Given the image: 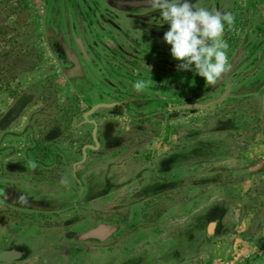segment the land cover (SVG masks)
Returning <instances> with one entry per match:
<instances>
[{"label": "rangeland", "instance_id": "1", "mask_svg": "<svg viewBox=\"0 0 264 264\" xmlns=\"http://www.w3.org/2000/svg\"><path fill=\"white\" fill-rule=\"evenodd\" d=\"M49 1L0 0V104L18 108L17 123H23L21 116L38 112L41 122L60 123L69 134L71 127L85 122L82 114L90 107L112 103L114 107L99 109L90 117L102 123L115 117L114 131L139 135L143 140L137 142L139 156L128 154L129 162L146 163L148 171L163 162L164 171H174L169 175L145 170L142 178L155 183L156 189L143 193L141 197L147 199L138 201L140 205L126 203L128 188L115 191L114 185L96 178L91 180L96 188L93 202H89L90 193L82 194L69 182L61 185L66 189H54L55 200L49 203H61V215L44 218L32 210L8 207L4 215L9 223L4 219V225L12 234H5L25 245L19 250L22 261L10 264H132L127 261L133 256L145 258L142 264H264V41H236L240 32H235L241 9H246L248 25L253 26L252 3L245 6L243 0L242 6L236 0L234 23L225 25L223 37L231 65L225 78L231 77L214 85L194 71L177 70L180 62L171 57V46L150 40L148 34V41L132 48L119 35L113 43L96 41L101 45L99 69H103L99 72L91 55L93 41H84L87 70L80 82L95 83L99 94L116 90L114 100L100 102V95L75 92L74 80L64 78L47 49L44 30L51 26L46 18ZM61 1L68 6L70 0ZM85 1L90 8L95 4L87 30L97 40L105 37L108 28L101 18L117 27L124 25L121 13L113 11L109 16L103 11L104 0ZM66 9L71 13L70 6ZM68 12L62 14L66 20ZM260 20L255 18L256 24ZM98 24L103 30L95 29ZM76 34L73 31L72 37ZM241 61L245 63L238 68ZM133 68L146 70L141 73L153 81L146 93H132L133 86L121 89L128 77L138 74ZM253 70L245 82L237 83ZM227 85L229 93L223 98ZM214 101L204 108L188 107ZM26 121L31 123L29 116ZM102 161L92 158L94 163ZM133 172L135 176L137 168ZM162 179L167 188L174 187L161 193L163 204L159 203ZM109 201L117 204L109 207ZM104 227L112 236L82 239L90 230Z\"/></svg>", "mask_w": 264, "mask_h": 264}, {"label": "crops", "instance_id": "2", "mask_svg": "<svg viewBox=\"0 0 264 264\" xmlns=\"http://www.w3.org/2000/svg\"><path fill=\"white\" fill-rule=\"evenodd\" d=\"M240 5H243V0H241ZM263 9H257V14L262 21H259L260 27L257 26L256 29H264ZM122 22L124 25H118V27L116 23H113L116 29L114 40H117V35H119L123 41H127L128 48L141 46L142 41L146 38V33L138 28L139 25L137 21L126 20L123 17ZM245 22L247 25L249 19ZM245 22L240 26V31L235 32H238L237 34L240 32V35H238L239 40L244 39L243 41H253V35L250 31L253 29L255 30V28L253 26H246ZM124 33L126 34L125 36L123 35ZM133 71L138 72L139 75L136 73V75L128 77V84L125 83L126 85H122L121 89L125 86L132 87L137 80L147 81L146 74L141 73V71L146 70L133 68ZM116 86L119 85L117 84ZM90 87L91 90H93L90 96H94L93 94L96 96L97 94L98 97L100 95L101 98L97 99L100 100V102L114 100L112 96L116 93L115 89H105L107 92L106 94H99L96 91L95 83L92 82ZM147 89L137 92L132 88V93H146ZM115 106L120 107L118 105ZM125 107L128 109V105H125ZM20 113L21 112L14 105H7V107H5V105L0 104V189L5 194L9 195L12 202L15 201V203H17L24 201L25 203V200L28 201L27 199H32L34 201L31 209H33V212L38 216L42 215L44 218H47L48 215L53 213L61 215L59 210V207L62 206L61 203L53 202L51 204L49 202L55 200L52 199L54 189H66L61 186L62 178H65L69 184L77 185L78 191L82 194L83 191L90 193L91 197L89 198V202H93V197L96 194L94 192L96 188L94 189V184H91V180L96 178L97 180L101 179L102 184L105 180V184L108 182L110 185H114L115 188H112L113 190L120 189V187L126 190L128 188L130 191V196L126 202L128 205H140L141 203L138 201L143 202L144 199H147L141 197L143 193L145 194L152 189H156L154 187L155 183L149 181L147 178L143 179L141 176L145 170H149L147 164L141 161L129 162L128 160V154L129 156L133 154L139 156L137 147L141 144L137 142L142 143L143 140L139 135L114 131L113 125H115V120L117 118L112 117L109 121L105 120V122L103 121L102 123L99 122L98 117L88 116L89 119L87 121L85 120V122H83V124L81 123L78 127H71L73 130H70V133L67 134L60 123L55 126H50L41 122V115L38 114V112L27 114L26 118L21 116L23 123H17V119L20 117L19 115H21ZM28 116L29 120H31L29 124L26 121ZM89 131H91L90 134H88ZM156 135L157 134H155V136ZM143 138H147V136ZM147 139H145L144 142H146ZM131 142H135L136 144H131ZM80 145V151H78V146ZM161 145L159 147H161ZM98 157L104 158L105 161L101 163L92 162V158ZM29 160L35 161L38 164L35 170L29 167ZM86 164L88 166H86ZM164 167L166 166L163 165L162 162L155 166H151V171L148 172L153 174L165 173L169 175L173 173L174 168H170L169 171H164ZM125 168L129 170H125ZM134 168L138 170L135 176L133 172ZM61 171H63V173H61ZM128 175L129 177H127ZM152 179L155 180L157 177L155 176ZM159 181H162L160 184L163 185L162 188H159V203L163 204L164 197L161 196V193L174 187L167 188L163 183L166 182L164 179ZM176 182L177 181H175V183ZM130 184L134 185L130 187ZM115 204H117L115 201L108 202L109 207H114ZM21 205L22 204L18 203L19 207H22ZM37 206L40 207L37 209ZM54 206L58 207V209L55 210L56 208ZM7 208L0 203V250H3L6 246L5 239L8 237L5 233L10 232L12 234V231H9V228L4 225L5 223H9L8 217L5 218L4 215V211L8 210ZM131 258L127 263L132 260V264H142V260H145L143 257L142 259L136 256ZM21 261L22 256H19L15 262Z\"/></svg>", "mask_w": 264, "mask_h": 264}, {"label": "flooded vegetation", "instance_id": "3", "mask_svg": "<svg viewBox=\"0 0 264 264\" xmlns=\"http://www.w3.org/2000/svg\"><path fill=\"white\" fill-rule=\"evenodd\" d=\"M65 1L66 0H64L63 2ZM191 2L194 4V7L196 8L203 7L210 11L231 12V13L234 11L233 8L236 6V0H191ZM49 3L52 5H51V9L49 8L48 10L46 18L51 22V26L46 27V29L44 30V40L46 47L53 56V58L55 59L58 69L62 73L64 78L68 77L66 78L67 81L71 79L74 80L75 84L73 85L74 87H72L74 88V91L81 93L82 92L92 93L93 90H91L90 87L92 82L90 83L89 86L80 82L82 81L83 78H85V74H86L85 71L87 70L85 66L87 61V55L84 47V41H93L91 43L92 45L91 55L93 57H96L97 59L95 63L97 65L96 68L97 72L101 71L103 68L99 69L100 51L98 48L101 45L96 41H111V43H113V41H116L114 40V33L116 29L113 24V21L112 20L110 21L108 19L104 21L103 18L100 19V15H97L98 20L100 19L102 24H107L108 26V28H106V30L104 31L105 37H101V39L97 40L96 37L93 35V31L87 30V27L90 24L89 21L93 19L92 15L95 9L92 7H95L94 3H93L94 6H92L91 8L88 6V3H86L85 0H79V1L70 0L68 6L66 4L65 6H62L61 0H50ZM250 3H252L254 8L252 9L254 10V13L253 11H251L253 26L255 25L256 28L257 26L260 27L259 24L260 22H257L256 24L254 19L259 18V15L257 14V9L264 8V0H246L245 6L247 5L249 6ZM103 4L106 6L104 7L105 10L103 9V11L106 12L107 15L111 16V12L117 11L121 13L126 20L137 21L139 25L138 28L140 30H143V32H145L149 36H151L150 40L164 41L163 40L164 33L169 29L170 26L168 24H161L162 22L159 20V11L157 9L151 8L145 2V0H104ZM69 6L73 11V12L71 11V13L67 11L69 8L66 9ZM67 12H68L67 17H69L68 20H66L64 15H62L63 13H67ZM245 13H246V9H241L239 12L240 15L238 14L239 16H237L238 18L237 17L235 18L236 19L235 26L236 27L238 26L237 31H240V26L242 25V23L248 20L247 16H245ZM69 14L71 15L69 16ZM113 15L114 14H112V16ZM61 16H64V18L63 21L60 22ZM99 24L95 27V29L99 27L100 30H103V27L99 26ZM246 26L249 27L250 25L247 24ZM111 28L113 29L112 31ZM256 28L255 30H257ZM259 30L264 31V29L262 28H259ZM73 31L77 33L74 38L72 37ZM251 34L253 35V41H264V34L261 36H259L258 34H254L252 32ZM87 35L90 36L89 40L87 38ZM243 40L244 39L242 40H239L238 38L236 39V41H243ZM144 41H148V38L147 37L144 38ZM242 47H244V43L242 44ZM73 49L76 50V53ZM241 62H238L240 64L238 68H241L244 65L243 63H245L243 61ZM105 71H109V69L107 68V70ZM253 73L254 70L250 73H247V75L241 76L238 79L237 83L241 84L245 82L244 80L250 77ZM233 74L234 72H232L231 75ZM106 75L108 76V74ZM229 77L231 76H227L226 78L225 76H223L222 78H224L225 80V79H229ZM221 83L223 84V82ZM228 87L229 85H227L223 90V93L221 95L224 96L223 98L227 97L229 93ZM99 109H105V108H99ZM88 116L90 117V115ZM88 116L84 120L87 121L89 119ZM27 200L28 201H26V203H24V201L17 203H15V201L12 202V200L9 198V195L5 194L0 189V203H2L5 208L9 207L17 210L26 209L28 212H32L33 209L31 208L33 207L32 203L34 200L32 199H27ZM18 203L23 205L22 208L18 206ZM39 207L40 206H37V209ZM33 214H35V212ZM96 226L98 227L99 225ZM110 236H112V234H110ZM5 241H6V246L4 247L3 250H0V263L10 264L18 259L19 250L21 249L20 246L25 247V245H22L23 243H17V240L15 241L13 238H7L5 239Z\"/></svg>", "mask_w": 264, "mask_h": 264}, {"label": "clouds", "instance_id": "4", "mask_svg": "<svg viewBox=\"0 0 264 264\" xmlns=\"http://www.w3.org/2000/svg\"><path fill=\"white\" fill-rule=\"evenodd\" d=\"M159 11L161 24L170 27L163 40L171 46V57L179 61L177 70L194 71L208 84H216L231 70L228 61V45L223 39L225 25L231 27L234 17L231 12L210 11L194 7L191 0H145ZM194 65V68H193ZM152 80H137L133 84L137 92L144 91ZM28 165L35 170L38 164L29 160ZM62 184L67 180L62 178Z\"/></svg>", "mask_w": 264, "mask_h": 264}, {"label": "water", "instance_id": "5", "mask_svg": "<svg viewBox=\"0 0 264 264\" xmlns=\"http://www.w3.org/2000/svg\"><path fill=\"white\" fill-rule=\"evenodd\" d=\"M217 101H214V102H212V103H210V104H207V105H204V106H197V105H190V106H188V107H194V108H204V107H207V106H209V105H213V104H215ZM112 106H114L113 104H96V105H94V106H92L87 112H85L83 115H82V118L83 119H86V117L88 116V115H90L92 112H94L95 110H97V109H99V108H109V107H112ZM186 108V107H185ZM94 132V131H93ZM94 134V133H93ZM109 231V228L107 227H104L103 229H100V228H98V229H92V230H90L89 232H87V233H85L83 236H82V239H91V238H95V239H97V238H99L100 236H102V237H104V236H106V235H109L110 234V232H108Z\"/></svg>", "mask_w": 264, "mask_h": 264}]
</instances>
